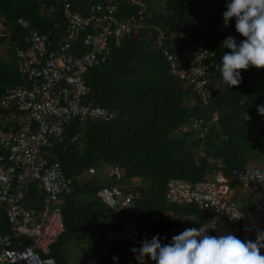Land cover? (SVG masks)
Segmentation results:
<instances>
[{
	"label": "trees",
	"instance_id": "obj_1",
	"mask_svg": "<svg viewBox=\"0 0 264 264\" xmlns=\"http://www.w3.org/2000/svg\"><path fill=\"white\" fill-rule=\"evenodd\" d=\"M140 1H112L118 18L143 15V26L113 48L111 59L86 75L90 101L114 116L76 119L66 128L63 140L47 148L49 162L59 163L70 181L62 197L65 230L50 248L57 264H69L70 244L76 235L87 232L95 235L105 250L101 261L138 264L128 257V241L106 240L109 228L123 231L128 221L137 217L164 245L175 228L211 222V216L195 202L167 201L170 180L196 183L264 159V116L257 111L258 106H264V68L241 70L242 82L229 87L216 67L223 53L231 51L221 48L228 36L238 44L245 39L236 31L234 17L225 27L223 13L230 0H159L162 8L154 6V0ZM99 3L107 0H0V22L8 26L0 37L7 52V59L0 58V99L8 86L22 83L16 53L25 47L29 31L17 23L20 18L30 22V29L56 37L71 21L68 4L72 13L86 17L91 14L90 6ZM80 32L99 33L100 29L90 25ZM197 49H207L213 55L205 61L213 72L208 84L213 97L208 104H193L191 101L202 99L201 95L171 70L170 55ZM9 113L0 108V117ZM214 113L216 121L212 120ZM245 113L250 117L247 121ZM0 128L10 129L1 120ZM93 167L96 173L90 174ZM107 167L109 182H101L98 172ZM114 167L120 169L121 178L110 175ZM139 178L143 183L136 185ZM103 186H119L132 194L131 206H108L99 195ZM36 190L33 187L28 195L29 204L43 208ZM242 230L233 235L245 241L240 237ZM10 231L0 206V233ZM246 240L255 241L256 237ZM22 242L31 244L28 238Z\"/></svg>",
	"mask_w": 264,
	"mask_h": 264
},
{
	"label": "built area",
	"instance_id": "obj_2",
	"mask_svg": "<svg viewBox=\"0 0 264 264\" xmlns=\"http://www.w3.org/2000/svg\"><path fill=\"white\" fill-rule=\"evenodd\" d=\"M112 1L91 5V14L86 17L72 13L68 4L71 21L56 37L30 29L26 19L17 22L29 32L25 47L18 48L16 53L22 83L8 86L0 99V108L10 112L0 117L10 127L0 128V206L4 207L11 229L0 233V264H57L50 248L65 230L61 201L70 181L59 163L49 162L47 148L62 141L66 128L76 119L82 122L114 116L90 101L86 75L111 59L113 48L143 26V15L118 18ZM90 25L100 32H80ZM7 29L0 22V37ZM211 54L207 49H197L169 56L172 72L201 95L203 104H208L211 98L208 84L213 76L212 66L205 63ZM217 119L214 113L212 120ZM89 172L94 174L96 169L90 168ZM110 175L121 178L122 173L114 167ZM231 184L247 187L251 201L248 203L243 196L232 199ZM33 187L43 208L29 204L28 195ZM99 195L108 206L118 209L129 208L133 200V195L119 186H103ZM166 198L170 203L195 202L211 216L207 233L215 236L223 235L230 224L239 226L236 230L242 228L245 239L257 236V230L264 231V166L237 167L228 175L219 172L213 179L196 183L172 179L167 184ZM232 214L241 216L234 219ZM176 231L182 233L184 229ZM153 236L151 230L133 217L123 232L110 239L123 237L132 249ZM22 238H28L31 244H23ZM128 257L135 255L131 252ZM145 264L155 262L145 257Z\"/></svg>",
	"mask_w": 264,
	"mask_h": 264
},
{
	"label": "clouds",
	"instance_id": "obj_3",
	"mask_svg": "<svg viewBox=\"0 0 264 264\" xmlns=\"http://www.w3.org/2000/svg\"><path fill=\"white\" fill-rule=\"evenodd\" d=\"M226 8L223 13L225 27L234 17L236 31L245 38L238 44L233 36H228L222 42L221 48L231 51L223 53L221 62L216 65L224 83L233 87L242 82L241 70H247L249 67L264 68V0H230ZM212 97L211 90L210 102ZM244 102L241 100L242 104ZM257 111L264 116V106H258ZM245 119H250L247 113ZM233 185L231 184V187ZM240 197L248 203L251 201L247 187L244 192H237L231 198ZM246 209L242 208V211ZM240 216L241 214H232L234 219H239ZM210 223L199 225V229L193 228L197 226L175 228L172 232L180 234L173 236L169 244L162 245L159 235L153 236L150 241L142 240L139 248L131 249L128 242L130 253L135 255L138 264H145V257H149L155 264H264V255L261 254V249H264V231L257 230L256 240L251 241L242 237L243 230L240 237L245 241H242L233 234L215 236L211 232L207 233ZM238 227L230 224L225 229L230 228V231L235 233L239 231L236 230ZM176 229L184 231L181 233ZM109 241L112 242L111 239ZM117 259L113 257L114 261Z\"/></svg>",
	"mask_w": 264,
	"mask_h": 264
},
{
	"label": "rangeland",
	"instance_id": "obj_4",
	"mask_svg": "<svg viewBox=\"0 0 264 264\" xmlns=\"http://www.w3.org/2000/svg\"><path fill=\"white\" fill-rule=\"evenodd\" d=\"M155 1V0H154ZM153 1L154 6L158 8H162V3L159 0ZM142 1L135 0L136 4H140ZM6 58L7 59V52H6V45L0 44V58ZM193 104L203 102V99L196 100L193 99L191 101ZM251 165H261L264 166V159L263 160H257ZM110 168H106L105 171H99L98 175L101 180V182H109V176L105 173L109 171ZM87 177H90V175H86ZM134 183L136 185H141L143 181L139 178ZM120 185V184H119ZM245 187L242 185L234 184L232 186V193L231 197H234V195L237 192H244ZM63 201H61L62 203ZM200 226L193 227L199 229ZM231 229H226L223 233V235L229 234ZM91 233V232H90ZM89 232L76 235L74 241L70 244L67 255V260L69 261V264H109L107 262H103L100 260V256L105 254V250L102 246H99L96 242V236L90 234ZM180 233H173L171 232L169 236L166 238L170 243L172 240V237L175 235H179ZM213 236V235H212ZM107 240V239H106ZM108 241V240H107ZM96 242V244H95ZM109 242V241H108ZM111 243V242H110ZM106 255V254H105Z\"/></svg>",
	"mask_w": 264,
	"mask_h": 264
},
{
	"label": "crops",
	"instance_id": "obj_5",
	"mask_svg": "<svg viewBox=\"0 0 264 264\" xmlns=\"http://www.w3.org/2000/svg\"><path fill=\"white\" fill-rule=\"evenodd\" d=\"M230 229V228H229ZM233 229H234V227H233ZM111 231V232H110ZM117 233V234H119V232H121V231H117V230H115V229H112V228H109L108 230H107V232H106V239L109 241L110 240V238L115 234V233ZM229 234H233L231 231H230V233ZM227 235V234H226ZM121 239V238H120ZM120 239H116V240H112V242H120ZM110 242V241H109ZM111 242V243H112ZM170 242L167 240V242H166V244H169Z\"/></svg>",
	"mask_w": 264,
	"mask_h": 264
}]
</instances>
